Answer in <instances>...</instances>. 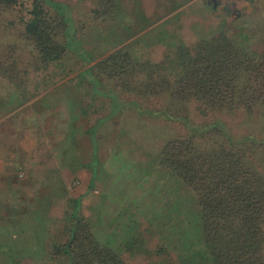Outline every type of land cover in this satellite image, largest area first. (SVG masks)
<instances>
[{"label":"rangeland","instance_id":"374dc122","mask_svg":"<svg viewBox=\"0 0 264 264\" xmlns=\"http://www.w3.org/2000/svg\"><path fill=\"white\" fill-rule=\"evenodd\" d=\"M32 1L25 0L24 13ZM56 1L51 5L68 21L61 37L68 46L65 56L47 66L22 64L14 79L0 75V118L15 115L32 129L34 141L41 135L47 145L34 149L46 177L17 173L26 203L0 201V264H69L53 248L70 239L77 219L128 264H213L198 196L159 154L170 140L224 119L220 125L232 129L237 141L248 131L257 138L259 130L264 133V106L256 108L249 125L243 124L249 116L242 109L235 116L205 115L196 101L184 103L179 121L166 120L165 113L160 116L166 107L158 109L164 103L123 91L97 63L118 50L138 61L160 62L178 46L220 32L259 58L264 0H116L113 20L94 17V0ZM44 5L53 16L54 8ZM6 17L0 23L5 41L28 57L34 45L16 29L20 16ZM123 20L132 33L120 44L117 22ZM196 141L201 147L207 143ZM249 155L264 169L262 154Z\"/></svg>","mask_w":264,"mask_h":264},{"label":"trees","instance_id":"16d2710c","mask_svg":"<svg viewBox=\"0 0 264 264\" xmlns=\"http://www.w3.org/2000/svg\"><path fill=\"white\" fill-rule=\"evenodd\" d=\"M94 1L96 7L91 12L95 18L115 19L116 0ZM57 2L33 0L24 13L25 0H0V23L4 16L18 14L19 35L34 45L26 57L18 44L5 41L7 32L2 34L0 25V75L14 79L22 64L47 66L65 56L68 46L61 37L68 21L51 5ZM45 3L54 8L53 16L46 11ZM97 66L115 78L123 91L164 103L158 107H166L160 116L165 113L170 121L184 117V103L196 101L205 115L227 112L235 116L242 109L249 116L243 124L249 125L256 108L264 106V50L259 58L251 56L225 32L191 46L180 45L160 62L149 57L138 61L118 50ZM16 85L21 87L22 82ZM172 104L180 110L171 109ZM224 120L197 129L191 125L190 136L170 140L159 158L197 194L204 242L213 264H264V169L251 162L249 155L251 151L262 154L264 161V133L259 130L256 138L255 131H248L237 141L229 134L232 129L224 130ZM218 129L216 134L214 130ZM197 139L206 140V145L201 147ZM70 230V239L53 248L69 264H128L109 245L95 241L88 224L80 219Z\"/></svg>","mask_w":264,"mask_h":264},{"label":"crops","instance_id":"0c3cea01","mask_svg":"<svg viewBox=\"0 0 264 264\" xmlns=\"http://www.w3.org/2000/svg\"><path fill=\"white\" fill-rule=\"evenodd\" d=\"M169 16L171 14L163 18ZM117 25L121 28L117 38L120 39V44H123L130 38L129 34L132 32L125 20L117 22ZM116 47L118 46H114V48ZM8 115L10 114L0 118V201L2 203L25 204L28 194L16 182L17 173L23 169L25 174L29 173L28 175L31 177L33 175L44 177L47 172L41 170L43 168L40 166L41 159L38 160L39 155H36L37 152L34 149L47 147V145L41 135L34 141L32 129L23 123V120L16 121L15 115L13 119L6 121L13 117ZM22 124L23 126H21ZM59 138L64 139V137ZM65 139L69 141L68 137Z\"/></svg>","mask_w":264,"mask_h":264}]
</instances>
